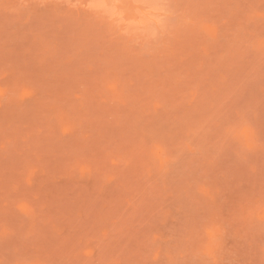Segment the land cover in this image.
<instances>
[{"label": "rangeland", "instance_id": "obj_1", "mask_svg": "<svg viewBox=\"0 0 264 264\" xmlns=\"http://www.w3.org/2000/svg\"><path fill=\"white\" fill-rule=\"evenodd\" d=\"M0 264H264V0H0Z\"/></svg>", "mask_w": 264, "mask_h": 264}, {"label": "bare ground", "instance_id": "obj_2", "mask_svg": "<svg viewBox=\"0 0 264 264\" xmlns=\"http://www.w3.org/2000/svg\"><path fill=\"white\" fill-rule=\"evenodd\" d=\"M127 9V7H125Z\"/></svg>", "mask_w": 264, "mask_h": 264}]
</instances>
